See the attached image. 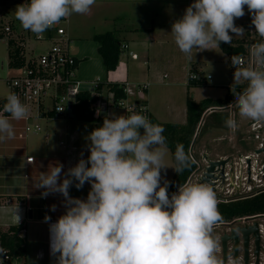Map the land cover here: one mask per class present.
<instances>
[{
    "label": "clouds",
    "instance_id": "obj_1",
    "mask_svg": "<svg viewBox=\"0 0 264 264\" xmlns=\"http://www.w3.org/2000/svg\"><path fill=\"white\" fill-rule=\"evenodd\" d=\"M95 2L29 0L16 7L15 18L24 30L43 38L62 19L87 14ZM245 6L261 38L251 48L258 67L245 66L239 56H233L231 91L240 117L261 121L264 0H194L172 24L171 33L179 50L189 57L193 49L208 50L221 42L230 45L233 36L245 31L235 24L245 15ZM241 85L245 86L238 91ZM3 112L9 115H0V140L12 139L11 120L24 119L28 108L16 93H9ZM225 125L237 128L231 117ZM164 131L162 125L135 111L127 116L111 114L88 134L87 160L80 159L62 180L63 165L58 164L33 182L34 188L43 189L42 198L53 193L64 197L65 213L49 224L50 254L56 257V264H224L212 235L221 219L213 189L205 183H185L169 196V182L161 185L168 151ZM174 159L178 174L193 162L182 144H177ZM86 182L91 185L86 199L69 195L74 183L79 190ZM51 211H56L55 205ZM14 215L19 223L18 207ZM44 220L51 217L46 215Z\"/></svg>",
    "mask_w": 264,
    "mask_h": 264
},
{
    "label": "rangeland",
    "instance_id": "obj_2",
    "mask_svg": "<svg viewBox=\"0 0 264 264\" xmlns=\"http://www.w3.org/2000/svg\"><path fill=\"white\" fill-rule=\"evenodd\" d=\"M164 1H181L182 4H180L177 17L171 16L173 13H167L166 15L165 12H161L162 18L165 19H157L156 14L161 9V7L159 9L158 4H149V7L146 6L140 10L145 19L135 17L137 11L133 10L134 8L125 7L123 12H118L116 9L107 11L103 7L91 6L90 10L92 12L72 14L66 18L63 28L65 37L70 42L68 45L69 53L78 59L76 75L79 80L87 82L110 80V75L106 74L97 53L98 44L93 40L95 35L110 32L121 44H125L124 48L121 49L118 65L120 73L128 72L129 76H132L129 77V82L133 85H149L148 90L141 94L136 91V96L142 95L144 101H147L149 95L151 106L162 121L180 123L185 121L188 97L197 102L204 99L222 100L228 92H232L231 85L233 84L234 70L229 65L227 55L217 45L210 46L208 50L193 49L189 57L179 50L171 31L159 36V38H147V41L143 39L145 36L135 34L133 30L136 28L161 27L164 20L172 22L169 23L171 29L172 24L180 19L185 9L193 3L191 0ZM24 3V1L0 2V34L3 36L0 37V99H5L10 93L5 81L14 75V71L8 66V41L13 40L15 45L18 46L23 43L25 45L24 51L26 50L27 53L32 51L36 54L43 48L41 43L34 40L33 34H27V31L21 27L20 22L15 18L16 7ZM235 24L243 27L245 31L241 36H233L232 41L245 38L249 30L254 31L252 36L248 34L249 37H252L251 40H256L259 37L255 32L254 25L251 23V15L248 13L246 6L245 15L236 19ZM6 27L10 30L5 31L4 28ZM246 52L243 57L244 65L250 66L251 49L248 48ZM253 66L258 67L255 62ZM194 68L198 69L199 73L193 72L189 76V71ZM191 77L197 80V84L192 85L190 83ZM132 100L130 99V102ZM234 102L235 98L228 105L229 108L227 106L226 109H216L203 114L192 142L195 146H190L188 151L196 165V170L186 183H197L199 181L201 174L205 171L204 168L207 166L205 158L211 161L228 160L227 172L231 170L232 164L234 178L228 182L226 187H220L219 182H217V204L250 198L264 193V182H262L264 176L259 173V168H262L261 158L264 157V152L255 154V151L258 150L256 149L258 144L260 142L264 143V120L254 121L240 117ZM174 110L177 113L173 116ZM107 113L108 116L111 114L124 115L123 109L114 107H109ZM229 117L236 120L237 128L235 130L229 129L225 125V121ZM73 122L64 116L40 119L38 124L41 127V132H31L28 134L27 139L22 141L17 138L18 129L22 123L11 120L15 136L12 139H4V141L14 140L7 143L18 144L20 148L24 147L23 151L20 149V154L37 155L38 144L40 141L44 142V136H48L47 141L52 147L53 142L56 140V130ZM257 123L261 125V129L255 131L253 126ZM256 136L259 137L258 140L255 139ZM248 164L250 165V171L247 169ZM3 172V176L6 178L7 174L5 171ZM226 176H228V173H226ZM8 183L9 181L6 179L0 180V186L5 187ZM11 199V197H1L0 206H9ZM14 209L16 208L0 209V227L17 224ZM259 216L262 215L254 217ZM241 219L245 220L247 218ZM257 222L264 227V220ZM10 227H1L0 236L7 234ZM221 227H218L217 233L225 230ZM34 228V226H31L26 235V254L23 258L16 260L18 264H41L34 258V250L39 239V233L36 235ZM19 235L22 236L20 233Z\"/></svg>",
    "mask_w": 264,
    "mask_h": 264
},
{
    "label": "crops",
    "instance_id": "obj_3",
    "mask_svg": "<svg viewBox=\"0 0 264 264\" xmlns=\"http://www.w3.org/2000/svg\"><path fill=\"white\" fill-rule=\"evenodd\" d=\"M164 0H96L95 4L92 7L100 8L108 10L116 9L118 12H123L125 7L134 8L133 10L137 11L135 13V17L145 19L144 15L140 13V10L144 9L146 6L149 7V4H158L159 5V13L156 14L157 19H165L162 18L161 12H165L166 15L173 13L174 17L179 15V8L181 1H164ZM114 7V8H113ZM116 7V8H115ZM113 8V9H111ZM121 8V9H119ZM91 11V10H90ZM92 12V11H91ZM169 20H164L161 27H152V28H136L133 30L135 34L145 36L143 39L147 41L150 38H159V36L169 33L171 31L169 27ZM172 23V22H171ZM170 23V24H171ZM254 31L249 30L246 33L245 38H241L239 40L244 41L245 48H252L254 43L260 42L261 38L258 37L256 40H251ZM248 34L251 36L249 37ZM148 38V39H147ZM236 40V39H234ZM121 46L124 48L125 44L122 43ZM250 46V47H249ZM76 58V57H75ZM138 59V58H136ZM77 67H78V59ZM119 65V64H118ZM230 65V64H229ZM232 65V64H231ZM233 67L231 66V69ZM234 70V68H233ZM193 72L199 73V70L194 68L189 71V76L192 75ZM110 75V80L103 81L105 83H122L129 82L128 72H124V74L120 73L119 66L114 72L106 73ZM195 76V75H194ZM134 78V77H133ZM189 79V77H188ZM135 80V79H134ZM197 81L190 80L192 85ZM85 82V80H84ZM132 84V83H131ZM193 99V98H192ZM194 100V99H193ZM218 100V99H212ZM197 102V101H196ZM147 112L150 117L154 118L156 121L160 123H166L158 118V113L155 112L150 103V98L148 95V100L145 101ZM229 108V106L227 107ZM226 109V108H224ZM175 111V110H174ZM161 112V111H160ZM177 112L175 111L173 116ZM108 116L106 112L104 117L100 120H92V121H83L74 118H68L73 123L68 124L63 128H59L55 132L56 140L53 142V146H50V143L47 141L48 136H44V142L40 141L37 147V155L30 154H20L19 151H23L24 147L20 148L18 144L7 143L9 141L13 142L14 140H0V180L6 179L9 183L3 187L0 186V198L1 197H11V204L8 206H4L0 208L2 210L8 209L9 207L19 208V215L21 216V220L15 225H3L1 227L7 226H17L22 224L25 226V229L20 232L22 238L26 239V235L28 234L31 226H34V231L36 235L39 233L38 243L34 250V258L39 261L41 264H56V257L50 254V250L47 247L48 240V231L49 224L51 222H56L57 219L63 215L66 211L64 206V197L59 193H53L48 195L46 198L41 197V192L43 189H36L33 187V182L38 180L42 172H47L51 169L53 165L62 164L63 172L61 174V180L64 178V175L67 173L68 169L74 167L80 159L87 160L90 155L88 145L89 141L87 140L88 134L93 131L95 128L102 126L103 120ZM56 118V117H53ZM186 122L181 121L180 123L170 122L169 124L175 125H184ZM21 127V126H20ZM19 127V128H20ZM141 133L143 129H140ZM195 146V144H192ZM194 150V147H193ZM192 150V151H193ZM27 157H32L34 159L32 164H27L25 159ZM165 169L161 170V185L163 186L165 181L169 182L174 175V164L172 162L171 153L168 150L164 160ZM90 166V165H89ZM6 172V178L3 176L4 172ZM27 175V177H25ZM4 178V179H3ZM91 189V185L89 183H85L81 189H77L75 187V183L69 189V195L73 198L86 199L88 192ZM16 198H20L17 199ZM56 206V211H51V206ZM31 212V219L28 218L27 212ZM50 216L51 220L45 222L44 217ZM16 218V217H15ZM0 227V228H1ZM38 255L41 257L39 258Z\"/></svg>",
    "mask_w": 264,
    "mask_h": 264
},
{
    "label": "built area",
    "instance_id": "obj_4",
    "mask_svg": "<svg viewBox=\"0 0 264 264\" xmlns=\"http://www.w3.org/2000/svg\"><path fill=\"white\" fill-rule=\"evenodd\" d=\"M62 19L58 24L48 29L43 38H38L35 34L34 40L41 43L43 48L39 53L34 54L32 51L27 53L24 51L25 45L19 44L23 48L21 59L23 65L19 68L12 69L14 75L6 79L5 83L10 90V93H16L22 103L28 108V115L19 120L22 123L18 129V140H26L29 133L41 132V127L38 120L52 117L64 116L74 118V106L77 104V99L80 94L87 92L91 96H95L96 103L92 107L93 119H101L108 111L109 107L123 109L125 116L135 111L146 115L149 119L147 111L141 112V109H147V105L142 95L136 96L135 92L140 94L147 91L149 85H133L128 82L119 83L123 98L115 99L113 92L107 93L102 87L103 81L95 80L92 82L81 81L76 75L77 60L69 53V39L65 37V31ZM9 31L10 28H4ZM242 62L244 59L241 57ZM254 58L250 57V66L254 64ZM245 64V63H244ZM194 80L193 77L190 78ZM210 79V78H209ZM130 99H133L130 102ZM6 103L5 99H0V115L7 116L9 114L3 112V106ZM127 110V111H126ZM261 129V125L254 124L253 130ZM256 136V140H258ZM264 148V143L260 142L256 149ZM27 164H32L34 159L27 157ZM259 173L264 176L262 169L259 168ZM26 177V176H25ZM247 179V178H245ZM3 208V206H0ZM54 223V222H51ZM47 247L50 250V232L48 231ZM0 264H16V260L12 258L9 250L2 245L0 236ZM40 258L41 256L38 255Z\"/></svg>",
    "mask_w": 264,
    "mask_h": 264
},
{
    "label": "trees",
    "instance_id": "obj_5",
    "mask_svg": "<svg viewBox=\"0 0 264 264\" xmlns=\"http://www.w3.org/2000/svg\"><path fill=\"white\" fill-rule=\"evenodd\" d=\"M10 1H24L25 4L29 2V0H0L2 3ZM191 1L194 2V0ZM27 34L33 33L27 31ZM0 37H3L2 34H0ZM93 40L98 44L97 53L101 59L105 72H114L117 69L120 60L122 49L121 43L110 32L95 35L93 36ZM7 44L9 47V68L16 69L21 67L23 65V61L21 59L23 48L15 45L13 40H9ZM219 48L229 58L230 66H232L230 59L233 56L243 58L247 53L246 50L248 49L245 48L243 40H233L230 45L221 42ZM195 84H197V81H195ZM244 86L245 85H241L238 88V91H241ZM102 87H104L107 93L113 92L115 99H121L124 96L118 83L104 82ZM233 98L235 97L232 92H228L222 100L204 99L196 102L192 98L188 97L186 101V122L184 125L159 123L154 118L149 116V120L153 124L162 125L165 129L163 135L166 137L167 149L171 153L174 167H176L174 153L177 144H182L186 153L189 154L188 151L190 146H192L195 132L200 124L203 114L207 111H211L212 109H222L227 107ZM96 99L97 98L95 96H91L87 92L80 94L77 99V104L74 106L75 118L83 121L99 120L93 119L92 117V107L96 103ZM52 116L49 114V118H53ZM195 170L196 165L192 162L191 166L185 169L181 174L174 172L173 177L169 181V196L178 190L179 185L185 184ZM217 209L220 213L221 219L216 224L229 223L236 219L264 215V193H260L250 198L230 202H219L217 204ZM24 229L25 226L19 224L17 226L10 227L7 234L1 235L2 245L9 250V253L14 260L21 259L26 254V240L25 238L18 236V234ZM16 264L18 263L16 262Z\"/></svg>",
    "mask_w": 264,
    "mask_h": 264
},
{
    "label": "flooded vegetation",
    "instance_id": "obj_6",
    "mask_svg": "<svg viewBox=\"0 0 264 264\" xmlns=\"http://www.w3.org/2000/svg\"><path fill=\"white\" fill-rule=\"evenodd\" d=\"M249 164L247 165V169L250 171ZM228 166L229 164L225 166L224 176L226 179L223 183L219 182L220 187H226L228 182L231 181L230 170L227 172ZM261 166L262 173H264V157L261 158ZM226 173H228V176H226ZM233 178L234 174L232 175ZM262 218H264V215L247 217L245 220L236 219L229 223L214 225L213 231L215 232L212 235L218 242L219 252L217 255L224 261V264H229L230 261L234 262L235 256L237 260L236 264H245V256L247 258L246 264H264V227L257 222L264 220ZM219 226H222L221 228L225 230L217 233ZM254 226L257 229L256 231L255 228L253 229ZM244 231L248 233L246 240L244 238ZM224 246L225 248L223 249Z\"/></svg>",
    "mask_w": 264,
    "mask_h": 264
},
{
    "label": "water",
    "instance_id": "obj_7",
    "mask_svg": "<svg viewBox=\"0 0 264 264\" xmlns=\"http://www.w3.org/2000/svg\"><path fill=\"white\" fill-rule=\"evenodd\" d=\"M216 109H212L211 111H214ZM264 152V149H259L255 151V154H260ZM205 161L207 163V166L205 168L204 173L200 176L198 183H205L209 185L213 191L216 194L217 188V182H224L225 181V176H224V171H225V166L229 163L228 160H219V161H211L208 158H205ZM232 175H233V169L231 165V170H230V177L232 180ZM32 215L31 212H28V218L31 219ZM255 228V231L257 230L256 227L254 226L253 229ZM248 233L244 231V238L245 240L247 239ZM225 246L223 247V249ZM236 249V248H235ZM226 259V258H225ZM245 264L247 263V258L245 256ZM234 263H237L236 256L234 257Z\"/></svg>",
    "mask_w": 264,
    "mask_h": 264
},
{
    "label": "bare ground",
    "instance_id": "obj_8",
    "mask_svg": "<svg viewBox=\"0 0 264 264\" xmlns=\"http://www.w3.org/2000/svg\"><path fill=\"white\" fill-rule=\"evenodd\" d=\"M255 177V176H254ZM262 182H264V180H262Z\"/></svg>",
    "mask_w": 264,
    "mask_h": 264
}]
</instances>
